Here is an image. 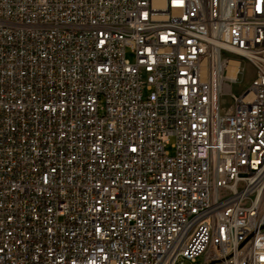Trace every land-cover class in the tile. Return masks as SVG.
<instances>
[{"label":"built area","instance_id":"obj_1","mask_svg":"<svg viewBox=\"0 0 264 264\" xmlns=\"http://www.w3.org/2000/svg\"><path fill=\"white\" fill-rule=\"evenodd\" d=\"M185 260L264 264V0H0V264Z\"/></svg>","mask_w":264,"mask_h":264},{"label":"rangeland","instance_id":"obj_2","mask_svg":"<svg viewBox=\"0 0 264 264\" xmlns=\"http://www.w3.org/2000/svg\"><path fill=\"white\" fill-rule=\"evenodd\" d=\"M127 58L131 59V54L127 52L126 54ZM243 64V68H244V73L242 74V76L240 77V82L241 83H245V80L248 81L251 77L252 74V68L248 63H245V61L242 62ZM239 85L235 84L233 86L234 91L236 92L239 89ZM168 150H170V148H167ZM176 264H180V263H176ZM181 264H198V262L195 263H191L187 260L183 261Z\"/></svg>","mask_w":264,"mask_h":264},{"label":"bare ground","instance_id":"obj_3","mask_svg":"<svg viewBox=\"0 0 264 264\" xmlns=\"http://www.w3.org/2000/svg\"><path fill=\"white\" fill-rule=\"evenodd\" d=\"M233 62V61H232ZM234 63V62H233Z\"/></svg>","mask_w":264,"mask_h":264}]
</instances>
